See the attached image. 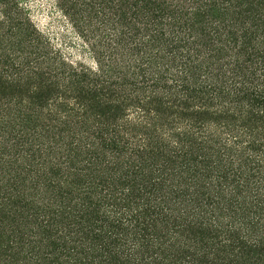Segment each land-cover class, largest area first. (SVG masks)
<instances>
[{
  "label": "trees",
  "instance_id": "trees-1",
  "mask_svg": "<svg viewBox=\"0 0 264 264\" xmlns=\"http://www.w3.org/2000/svg\"><path fill=\"white\" fill-rule=\"evenodd\" d=\"M93 59L0 0V264H264V0H52Z\"/></svg>",
  "mask_w": 264,
  "mask_h": 264
},
{
  "label": "rangeland",
  "instance_id": "rangeland-1",
  "mask_svg": "<svg viewBox=\"0 0 264 264\" xmlns=\"http://www.w3.org/2000/svg\"><path fill=\"white\" fill-rule=\"evenodd\" d=\"M30 8L34 21L39 28L45 30L55 38L63 51L74 60L93 64L89 51L82 47V43L74 33L70 24L57 11L52 0H25Z\"/></svg>",
  "mask_w": 264,
  "mask_h": 264
}]
</instances>
